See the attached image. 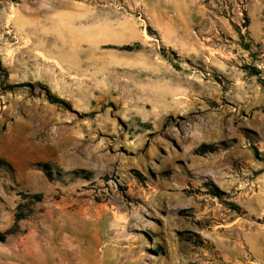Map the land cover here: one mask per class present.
<instances>
[{
	"label": "rangeland",
	"instance_id": "374dc122",
	"mask_svg": "<svg viewBox=\"0 0 264 264\" xmlns=\"http://www.w3.org/2000/svg\"><path fill=\"white\" fill-rule=\"evenodd\" d=\"M0 159V264H264V0H0Z\"/></svg>",
	"mask_w": 264,
	"mask_h": 264
},
{
	"label": "trees",
	"instance_id": "16d2710c",
	"mask_svg": "<svg viewBox=\"0 0 264 264\" xmlns=\"http://www.w3.org/2000/svg\"><path fill=\"white\" fill-rule=\"evenodd\" d=\"M217 148H218L217 144L202 143L196 148V151L199 154H203V153H207V152H213ZM1 164H2V161L0 159V165ZM70 173L75 175V176H81L82 175L84 178H87L88 176H90V172L85 171V170H73ZM136 174L138 177H141L140 173L136 172ZM24 198H28L29 202H38L42 199V196H41V194L35 193V194H30V195L29 194L24 195ZM27 214H28V211H26L25 209H21V205H19L17 212L14 215L13 226L4 232H0V239H3L7 234L14 233L17 230L18 222L20 220L24 219Z\"/></svg>",
	"mask_w": 264,
	"mask_h": 264
},
{
	"label": "bare ground",
	"instance_id": "6f19581e",
	"mask_svg": "<svg viewBox=\"0 0 264 264\" xmlns=\"http://www.w3.org/2000/svg\"><path fill=\"white\" fill-rule=\"evenodd\" d=\"M73 8H74V10H76V9H75L76 7L73 6ZM73 18H74V17H73ZM75 20H76V19H75ZM75 20H73V21H75ZM50 21H53V20L50 19ZM47 25H48V24H47ZM50 26L52 27L53 25H49V27H50ZM55 26H56V25H54V27H52V30H53V28H55ZM58 26H59V25H58ZM59 28H60V27H59ZM61 28H62V27H61ZM56 29H58V28H56ZM89 29H90V31H93L91 27H90ZM54 30H55V29H54ZM59 30H60V29H59Z\"/></svg>",
	"mask_w": 264,
	"mask_h": 264
}]
</instances>
